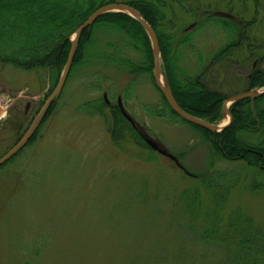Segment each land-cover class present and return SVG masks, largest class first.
Returning a JSON list of instances; mask_svg holds the SVG:
<instances>
[{"label": "rangeland", "instance_id": "374dc122", "mask_svg": "<svg viewBox=\"0 0 264 264\" xmlns=\"http://www.w3.org/2000/svg\"><path fill=\"white\" fill-rule=\"evenodd\" d=\"M145 1L163 3V27L173 22L181 31L196 30L178 49L174 65L180 71L194 77L206 67L205 86L226 99L249 91L246 76L253 65L263 70L264 60L255 64L247 54L236 53L208 63L224 43L236 42L234 32L247 40L242 45L251 46L248 53L264 45V0ZM216 11L234 16V24L227 22L223 28L214 23ZM238 20L243 24L236 25ZM160 68L163 76L161 59ZM151 77L129 76L98 62L69 72L37 141L0 167V264L230 261L232 256L222 248L200 242L197 231L205 225L216 226L220 233L242 227L264 240V173L243 162L227 163L189 124L157 114L163 109L162 98ZM51 87L46 72L0 66V107L5 109L0 157L24 133ZM99 99L118 111L120 104L138 136L153 141L178 165L151 148L155 159L149 161L151 153L130 140L116 149L109 139L108 115L81 109ZM223 118L218 124L227 122ZM181 171L194 177L223 175V184L231 187L218 216H207L214 204L204 182ZM182 195L194 203V217L179 200Z\"/></svg>", "mask_w": 264, "mask_h": 264}, {"label": "trees", "instance_id": "16d2710c", "mask_svg": "<svg viewBox=\"0 0 264 264\" xmlns=\"http://www.w3.org/2000/svg\"><path fill=\"white\" fill-rule=\"evenodd\" d=\"M118 3L121 2L117 0H0V66L25 72H46L52 84L51 93L67 59L70 36L94 11L104 5ZM121 4L137 11L155 32L160 49L163 78L168 83L178 107L188 115L209 124L219 123L223 119L222 103L226 100V96L207 89L202 73L206 67L202 66L204 68H201L197 76L190 77L184 71H180L179 66L174 65L179 55V47L183 46L184 42H188L196 30L181 31L173 22L169 23L168 28L163 27L162 2L127 0ZM207 18L208 21L211 20ZM213 21L223 25V28L227 23V20L219 18ZM236 34L234 32L236 42L244 41ZM234 45L233 40L224 44V48L214 53L208 64L233 58L237 52L228 47ZM243 54H247V58L252 59L255 64L264 59V53L243 52ZM93 62L110 65V69L113 67L116 71L124 72L129 76L142 73L152 76L149 40L142 28L124 14L102 15L91 27L82 32L70 74L75 67ZM252 69L246 76L247 89L264 87V71ZM92 74L96 76L95 73ZM196 94H199V97ZM161 98L163 109L157 114L162 117H177L169 109L162 95ZM55 104L56 101L46 112L39 129L27 146L37 141L38 134ZM81 109L92 111L103 118L105 113L108 115L111 120L109 139L116 149L130 140L135 146L152 154L148 157L149 161L155 159L153 151L116 107L107 106L104 99H99L94 103L83 104ZM229 112L232 116L231 125L221 133H210L190 126L200 132L214 155L227 163L243 162L249 168H256L264 173V95L253 100L239 101L230 107ZM20 137H17L15 142ZM181 172L204 182L214 204V208L207 213V216L215 218L231 185L226 186V182V185L223 184L225 179H222V174L211 175L209 172L201 177H194ZM179 200L182 201L183 206L191 210L188 213L194 217L195 213H192L194 203L192 202V205L188 203L187 195L180 196ZM189 229L194 233L197 231L195 227L190 226ZM197 232L201 236L200 242L204 245H215L222 248L228 256H232L230 261L221 264H264V240L257 232L250 234L237 226L229 232L220 233V229L216 226L208 225L202 226Z\"/></svg>", "mask_w": 264, "mask_h": 264}, {"label": "water", "instance_id": "95a60500", "mask_svg": "<svg viewBox=\"0 0 264 264\" xmlns=\"http://www.w3.org/2000/svg\"><path fill=\"white\" fill-rule=\"evenodd\" d=\"M109 13H119L124 14L128 17H130L133 21H135L145 32L149 43H150V49H151V57H152V78L154 81V84L156 85L157 89L160 91L161 95L163 96L167 106L169 109L183 122L198 127L202 130L208 131L210 133H221L224 131L228 126H230L232 122V117L230 113L228 112L229 107L239 101L246 100V99H256L262 95H264V90L261 92L257 91H248L245 93H242L240 95L234 96L232 98H229L225 100L222 103V109L223 114L228 117V122L225 125H213L209 124L206 121L200 120L198 118L192 117L191 115H188L184 111H182L178 105L176 104L171 90L169 88L168 83L163 79L161 69H160V49L158 40L156 37L155 32L153 29L148 25L144 19L141 17V15L132 9L131 7L124 5V4H107L103 7L97 9L94 11L84 22L82 25H80L76 30L73 32L69 39V51L67 55V59L64 65V68L62 70V73L59 77V80L57 82V85L54 87L52 92L48 95L46 100L43 102L42 106L38 110L37 114L34 116L32 121L30 122L29 126L25 130V132L22 134V136L18 139V141L4 154L0 157V167L8 163L12 158H14L18 153H20L30 142L34 134L39 129L46 112L51 107L54 101L58 99L60 96L62 89L64 87V84L66 82V79L68 77V74L70 72L73 59L75 56V52L77 49L79 38L83 31L91 27L94 22L101 17L102 15L109 14ZM264 68V63H263ZM105 97V96H104ZM118 109L121 113V115L124 117L126 121H128L132 126L133 123L131 119L126 115V113L123 111L121 105H118ZM143 141L148 145L149 148H151L153 151L159 153L162 156H165L169 159H171L176 165H178L175 158L168 155L163 150L159 149V147L150 139H143Z\"/></svg>", "mask_w": 264, "mask_h": 264}, {"label": "flooded vegetation", "instance_id": "af4514ba", "mask_svg": "<svg viewBox=\"0 0 264 264\" xmlns=\"http://www.w3.org/2000/svg\"><path fill=\"white\" fill-rule=\"evenodd\" d=\"M208 13V12H207ZM210 13V12H209ZM208 13V14H209ZM215 18L217 19V18H219V19H223V20H227V22H230V23H232V24H234L233 23V21L232 20H234L235 21V18H234V16H232L231 14H226V13H220V12H215ZM222 17V18H221ZM214 18V19H215ZM228 18V19H227ZM242 25L243 24V21H241V20H238V21H236V25ZM194 25L192 24L190 27H193ZM227 29V28H226ZM232 31V30H231ZM239 37H242V36H240V35H238ZM242 39V38H241ZM244 39V41H237V42H235V45L234 46H232V47H228L230 50H235V52H237V53H248L247 51H249V49L251 48V46H247V45H242L243 43H246V39L245 38H243ZM228 41V40H227ZM224 44H226V43H224ZM223 44V45H224ZM257 51L256 52H253V53H264V45H262V46H257ZM107 104V103H106ZM28 109V107H26L25 108V110H27Z\"/></svg>", "mask_w": 264, "mask_h": 264}, {"label": "bare ground", "instance_id": "6f19581e", "mask_svg": "<svg viewBox=\"0 0 264 264\" xmlns=\"http://www.w3.org/2000/svg\"><path fill=\"white\" fill-rule=\"evenodd\" d=\"M225 123H226V121H223V122H222V125H224Z\"/></svg>", "mask_w": 264, "mask_h": 264}]
</instances>
